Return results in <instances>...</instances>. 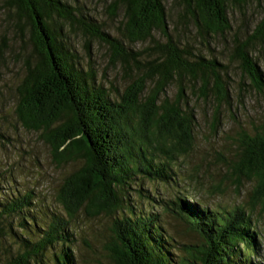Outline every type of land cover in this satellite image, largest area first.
I'll return each mask as SVG.
<instances>
[{"label":"trees","instance_id":"16d2710c","mask_svg":"<svg viewBox=\"0 0 264 264\" xmlns=\"http://www.w3.org/2000/svg\"><path fill=\"white\" fill-rule=\"evenodd\" d=\"M248 2L179 0L180 25L171 29L164 0H113L110 18L123 13L121 35L113 36L64 0L5 1L36 55L17 89V119L40 135L57 165L80 164L56 194L64 215L37 209L35 192L10 189L12 180L0 171V240L11 234L19 246L7 264H76L81 215L112 220L105 246L112 264H264L263 234L254 219L258 207L264 212V120L239 130L226 165L238 192L244 182L254 184L248 203L210 209L190 192L173 203L201 244H184L176 254L156 217L124 196L138 175L179 185L172 165L189 157L195 141L190 96L212 102L210 128L217 133L223 109L232 107L230 65L240 70L241 94L246 87L264 93L263 71L252 55L264 43V16L253 34L233 37L228 60L224 53L206 56L186 34L194 28L204 47L211 38L225 39L232 31L229 3L243 10ZM63 23L81 29L89 43L103 44L111 64L121 66L128 85L118 98L96 82L92 69L76 67L69 37L54 27ZM138 44L147 47H131Z\"/></svg>","mask_w":264,"mask_h":264},{"label":"rangeland","instance_id":"374dc122","mask_svg":"<svg viewBox=\"0 0 264 264\" xmlns=\"http://www.w3.org/2000/svg\"><path fill=\"white\" fill-rule=\"evenodd\" d=\"M5 1L0 0V171L2 175L12 180L10 189L35 192L37 209L64 215L56 202V194L64 178L80 164L57 165L40 135L25 130L17 119L15 114L18 103L17 89L26 75L27 65L34 63L36 55L31 43L18 32L16 21L8 13ZM64 1L75 7L87 19L91 18L102 24L111 35H121L123 13L120 11L116 20L110 18L108 13L113 0ZM164 1L170 28L173 29L180 25L182 5L179 0ZM263 16L264 0H249L243 10L229 3L228 17L232 25L230 36L225 39L211 38L207 44L209 47H204L196 38L194 28L191 33L186 34L192 37L195 47L201 49L206 56L214 52L216 56L223 58L224 53L228 60L233 37L246 38L253 34ZM54 27L69 37L68 47L76 54L74 59L76 67L84 71L92 69L96 82L102 85L111 97L118 98L128 85V78L120 65L111 64L108 49L97 41L89 43L81 29L71 28L66 23L55 24ZM131 47L142 50L147 44ZM252 55L264 75V43L257 44L252 50ZM241 81L243 78L237 64L230 65L228 82L233 97L232 107L223 109L222 125L217 133H213L210 128L214 108L212 102L199 101L190 96L197 119L195 141L189 157L180 158L172 165L174 171L179 172V185L138 175L140 177L135 180L132 189L128 188L124 194L126 203L156 217L157 223L171 237V245L175 247L176 254L184 244H201L198 235L173 212L175 209L173 203L186 192L195 194L197 201L210 209H232L245 205L250 199L254 184L244 182L238 192L229 178L226 165L231 161L232 141L239 130L242 127L251 129L253 125H259L264 120V93L259 94L246 87L247 91L241 94ZM175 93L174 86L168 89L170 97ZM0 183L4 185L3 182ZM263 213L258 207L254 219L263 234L264 243ZM111 221L105 216L91 218L81 215L76 229L77 242L73 247L76 264H112L105 248L110 236L108 229ZM15 228L17 229L16 225ZM20 233L23 234L21 231ZM16 241L11 234L0 240V264H7L11 256L16 254L19 249Z\"/></svg>","mask_w":264,"mask_h":264}]
</instances>
